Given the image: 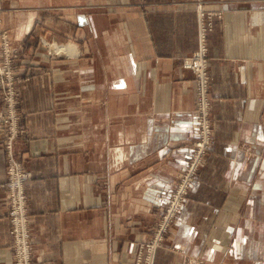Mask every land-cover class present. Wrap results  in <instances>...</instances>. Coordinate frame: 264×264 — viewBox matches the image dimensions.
Returning a JSON list of instances; mask_svg holds the SVG:
<instances>
[{
  "label": "crops",
  "instance_id": "crops-1",
  "mask_svg": "<svg viewBox=\"0 0 264 264\" xmlns=\"http://www.w3.org/2000/svg\"><path fill=\"white\" fill-rule=\"evenodd\" d=\"M214 142L154 264H264V0H206ZM32 74L12 149L29 173L32 264H140L198 135L193 0H0ZM63 48L59 52L53 48ZM54 51V52H53ZM4 107L0 106V112ZM9 129L0 264H15Z\"/></svg>",
  "mask_w": 264,
  "mask_h": 264
},
{
  "label": "rangeland",
  "instance_id": "rangeland-1",
  "mask_svg": "<svg viewBox=\"0 0 264 264\" xmlns=\"http://www.w3.org/2000/svg\"><path fill=\"white\" fill-rule=\"evenodd\" d=\"M193 1L197 3L199 17L198 48L193 54L183 58L182 65L184 68L192 70L195 75L197 112L199 110L205 119V133L200 135L198 131V135L193 142L191 154L188 158V162L191 158L193 164H189L186 171H183V169L180 171L166 205L160 210L152 223L150 233L147 234L146 238L139 245L137 257H140V264L155 263L159 248L164 245V241L173 232L174 227L177 225L187 198L190 196L196 179L207 161L210 149L214 142V127L212 122L213 96L211 94L212 78L208 54V34L214 28V19L216 17L219 18L222 15L220 12H206L203 10L202 6L206 0ZM202 20L204 22L203 27L200 23ZM203 28L205 31L204 38L201 36V29ZM24 50L25 46L22 43H13L10 39L9 32L0 26V106L4 107V110L0 113H6L8 111V101L6 96L9 95V89H11V91L14 92L13 102L15 104L17 119L19 118L20 104L17 85L20 81L24 79L28 80L32 76L29 69H22L24 65L21 62V54ZM9 83L11 85H9ZM207 126L209 127L207 128ZM196 141H204L205 143L200 154L195 152ZM198 161L201 162L196 164Z\"/></svg>",
  "mask_w": 264,
  "mask_h": 264
},
{
  "label": "built area",
  "instance_id": "built-area-1",
  "mask_svg": "<svg viewBox=\"0 0 264 264\" xmlns=\"http://www.w3.org/2000/svg\"><path fill=\"white\" fill-rule=\"evenodd\" d=\"M203 27V20L200 22ZM202 38L205 37L204 28L201 29ZM9 85H11L9 83ZM11 88V87H10ZM13 91L9 89L7 95L8 111L0 113V131L9 129L11 137L7 142V157H8V209L11 221V234L13 237V249L15 264H32V246H31V233H30V219H29V206L28 194L26 191V183L29 179V173L26 171L23 164L16 157L12 149V141L17 134L16 121L17 115L15 113V104L13 102ZM201 112H197V127L201 134L205 133V123ZM209 126H207L208 128ZM204 141L195 142V152L200 154L204 148ZM193 158V156H192ZM190 161L184 166L183 171H186ZM201 161H198L199 164ZM195 164V163H194ZM178 204V203H177Z\"/></svg>",
  "mask_w": 264,
  "mask_h": 264
},
{
  "label": "bare ground",
  "instance_id": "bare-ground-1",
  "mask_svg": "<svg viewBox=\"0 0 264 264\" xmlns=\"http://www.w3.org/2000/svg\"><path fill=\"white\" fill-rule=\"evenodd\" d=\"M53 48L59 52H62L63 48H66V47H59L57 45H54ZM54 52V51H53Z\"/></svg>",
  "mask_w": 264,
  "mask_h": 264
}]
</instances>
